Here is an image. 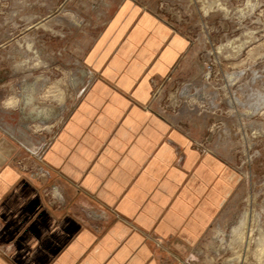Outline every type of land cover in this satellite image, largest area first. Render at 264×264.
Instances as JSON below:
<instances>
[{
  "label": "crops",
  "instance_id": "0c3cea01",
  "mask_svg": "<svg viewBox=\"0 0 264 264\" xmlns=\"http://www.w3.org/2000/svg\"><path fill=\"white\" fill-rule=\"evenodd\" d=\"M123 5L87 53L89 86L43 159L0 135V264H161L170 252L145 234L183 255L218 215L215 161L201 169L183 130L149 108L191 43L153 12ZM27 160L31 171L19 166Z\"/></svg>",
  "mask_w": 264,
  "mask_h": 264
},
{
  "label": "rangeland",
  "instance_id": "374dc122",
  "mask_svg": "<svg viewBox=\"0 0 264 264\" xmlns=\"http://www.w3.org/2000/svg\"><path fill=\"white\" fill-rule=\"evenodd\" d=\"M125 2L191 43L149 108L183 130L201 169L213 160L221 173L219 212L199 242L180 255L161 236L146 241L170 252L161 264H264V0H0V135L43 159L89 86L87 53Z\"/></svg>",
  "mask_w": 264,
  "mask_h": 264
},
{
  "label": "bare ground",
  "instance_id": "6f19581e",
  "mask_svg": "<svg viewBox=\"0 0 264 264\" xmlns=\"http://www.w3.org/2000/svg\"><path fill=\"white\" fill-rule=\"evenodd\" d=\"M233 235H234L235 238H238V239H241L242 238V233L239 231V229L238 230L235 229L233 231Z\"/></svg>",
  "mask_w": 264,
  "mask_h": 264
}]
</instances>
